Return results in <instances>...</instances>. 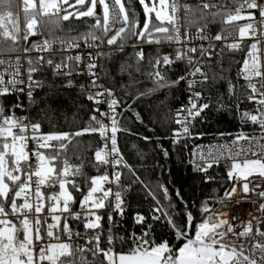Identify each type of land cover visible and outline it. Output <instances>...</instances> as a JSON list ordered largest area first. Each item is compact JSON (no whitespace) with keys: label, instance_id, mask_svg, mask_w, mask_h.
Listing matches in <instances>:
<instances>
[{"label":"snow or ice","instance_id":"obj_1","mask_svg":"<svg viewBox=\"0 0 264 264\" xmlns=\"http://www.w3.org/2000/svg\"><path fill=\"white\" fill-rule=\"evenodd\" d=\"M15 3L17 0H0V97L24 93L29 104L34 105L37 103L34 93L46 86V80L36 79V74L43 72L45 65L51 69L53 77H71L74 73L81 74L79 66L85 63L90 81L87 87L81 86V93L96 107L92 109L93 115L89 118L88 127L75 132L44 134L40 131L39 122L33 123L27 116L16 115L15 109H23V103L13 105L11 109L0 104V264H97L99 257L103 258L99 260V264H264V228L261 227L264 225V203L258 205L257 211L260 215L243 223L239 235H236L235 229L241 225L232 223L236 217L223 218L228 216L223 210L228 207L224 202L231 200L237 192L236 183L224 192L223 197H217V202L222 205L220 209L209 208L207 202L201 204L199 222H195L193 213L187 209L186 220L177 223L173 214L165 208H153L152 220L165 222L176 239L183 241L177 249L167 241L156 243L154 237L150 240L152 225H148L140 235L133 233L130 237H123L114 233L115 220L112 213H119L121 216L124 214L122 191L131 187L130 184H122L123 173L119 169L126 168L132 176L136 175L117 145V133L125 130L117 119L122 115L118 109H131V105L125 104L117 97L114 88L103 83L97 71L100 65L93 62L91 54L87 62L80 55L63 56L59 62L55 60L54 54L35 57L28 55L33 51L52 52L57 43L61 52L79 48L80 40H84L85 46L89 48H98L106 41L109 46L117 45L121 50L124 42L133 37L141 42L147 40L148 43L158 45H183L175 49L174 58L163 55L155 57L154 62L149 60L152 70L148 72L142 70L144 53L141 50L136 54V63L121 65L112 79L115 81L116 76H127V83L122 84L121 88L128 100L133 102L147 98L160 89L173 88L181 82L186 84L188 104L175 113V123L179 128L173 130V143H179L186 136H191L190 127L193 122L197 118L204 119L202 113L210 107V102H201L205 100L206 87L227 79L228 92L236 98L235 107L240 113L241 122L250 121L257 125L258 132L254 135L241 132L229 145H216L209 148L207 153H198L199 161L203 163H196L193 167L198 172H207L221 159L230 160L228 179L235 182L245 181L241 185L245 197L251 192L264 200V188L259 183L256 188H261L260 191L249 187L252 183L249 177L264 178V61L259 55L260 41L256 40L249 46L237 70V78L246 81V88L250 90L243 91L245 86H240L244 99L256 105L253 111L241 112L240 104L244 99L237 95V85L225 77L222 60L219 62V71L211 63L213 56L217 54L216 46L211 41H225L224 48L240 51L245 37H253L257 31L264 36V0H225L224 3L219 0H198L196 4L181 0H158V6L156 0H152L151 4L146 0H139L145 16L142 28L123 0H74L71 4L69 0H23V28L20 27L19 13L13 10ZM65 5L75 11L68 12ZM77 5L81 7L77 8ZM98 6L103 12L102 20L97 13ZM181 10L183 17L178 15ZM245 10L258 11L260 19L256 20L254 11L245 15ZM153 13L155 21L159 23L152 19ZM70 16L76 19L95 17L93 30L74 37L57 36L51 40L45 39L42 44L25 47L23 58L19 55L13 58L10 55L19 51L17 45L22 32V38L27 42L29 36L41 34L38 25L42 23L54 24L62 31L61 21H68ZM43 17H48V20L42 21L40 18ZM181 19L184 21L183 25L180 23ZM243 19L253 22L242 26L234 24ZM217 22L233 27H221L219 33L214 37L210 36L209 25ZM256 24L260 25L259 29ZM181 27H184L183 36ZM192 27L196 28L195 39L208 41L207 46L191 45ZM236 29L239 41L227 43ZM8 41L11 43L7 44ZM96 41L100 43L97 44ZM223 54L221 48L219 55L223 57ZM5 55H8L7 59L4 58ZM177 62H183L186 71L174 80L169 79L166 70L162 71L161 67ZM137 73L146 76L153 86L141 90ZM47 86L54 94L56 85ZM63 86L72 87V80H68ZM101 104H107V112L101 110ZM224 107V104H218V110ZM134 114L140 119L139 113ZM101 117L110 121V124H106ZM93 133L99 134L103 146L95 150L92 166L97 171L108 167L112 171L109 173L105 170L103 174L88 178V191L79 201L81 211L73 212L72 205L77 201L71 189L82 193L83 189L70 177L83 175V161L80 165L70 163L67 155L68 143L75 137ZM29 142L35 145L34 149H29ZM42 149L49 151H41ZM113 184L117 190L106 187ZM68 185H71V189ZM57 186L58 191L55 190ZM160 187L163 188L162 185ZM45 189L52 191L46 192ZM148 191L159 205L160 201L152 190L149 188ZM164 192L167 197L166 188ZM109 207L112 212L107 216L109 227L105 236L102 224L104 217L100 210ZM167 207L171 208L173 205L169 203ZM45 212L50 215L52 223H47V217L43 215ZM82 217L85 230L83 234L74 232L70 224V220H81ZM134 219L137 225L143 226L146 223L143 215L137 214ZM194 224L195 233L190 235ZM46 238L48 242L44 243ZM105 239L108 247L103 246ZM126 239L131 240L128 251L117 252V241L123 242ZM80 240L84 242L79 243Z\"/></svg>","mask_w":264,"mask_h":264},{"label":"trees","instance_id":"obj_2","mask_svg":"<svg viewBox=\"0 0 264 264\" xmlns=\"http://www.w3.org/2000/svg\"><path fill=\"white\" fill-rule=\"evenodd\" d=\"M130 13H134L135 18L139 21L142 28L145 20L144 10L139 0H123ZM224 3L225 0H219ZM187 3L196 4L198 0H188ZM18 4L13 5V10L18 13ZM230 7H233L229 4ZM66 7V6H64ZM67 8V7H66ZM68 12H73L67 8ZM25 13L21 11V20ZM47 21L48 17L40 18ZM155 21V15L152 14ZM25 21H23L24 23ZM159 23V21H155ZM63 30L57 29L54 24L42 23L38 25L40 33L30 36L28 45L33 46L45 39H53L57 36L74 37L82 33L92 31V25L95 24V17H81L76 19L70 16L68 21H61ZM170 27V25H169ZM221 27L232 28L233 25H222L220 22L209 25V30L213 33H219ZM196 28L192 27L191 31ZM237 32V29L234 33ZM51 33V34H50ZM99 34V33H98ZM110 34V33H109ZM160 35V34H157ZM10 44L11 42H6ZM124 49L103 51L99 55L97 64L100 68L97 70L103 83L115 89L116 95L125 104H130L131 109L120 107V126L122 131L118 132V144L124 160L134 170L136 175L132 176L128 169L122 168V184L131 185L127 191H122L124 200V214L118 213V222L114 229L118 236L130 237L133 232L140 230V226L135 223L137 214L146 217V222L152 225L151 240L155 238L156 243L163 241L177 249L183 241H178L171 229L162 221H153V208L163 207L171 212L177 221L181 223L186 220V209L190 210L195 222L201 220L200 206L207 202L209 208L217 201V197L223 195L227 187L231 186L232 181L228 179V169L231 163L213 164L207 172H198L194 169L193 164L189 161L188 148L195 141H218L229 137H237L241 132L249 135L256 132L257 128L249 121L241 122L240 113L236 110V98L229 95L228 80H221L215 84L206 87L203 102H210V107L202 113L203 120L197 118L192 124L191 138L181 139L179 143H173V130L177 129L175 123V113L183 99L182 84L173 88H164L155 92L153 95L143 98L140 101H131L124 94L121 88L122 84L127 83V76H116L113 81L112 76L118 73L121 65L135 64L137 52L143 50L144 60L141 62L142 70L148 72L152 70L149 60L154 62L157 56L169 55L171 48L163 45H148L147 40L143 42L136 38H130L124 42ZM249 48V43L245 42L240 51L223 50V57L219 55L221 49L215 48L219 52L213 56L212 65L216 71H219V62L222 60L224 75L230 78L237 85V95L244 99L241 85L245 88L243 91H250L246 88L247 82L237 78V70L241 66L242 60ZM63 56L54 55L55 60ZM239 62V63H238ZM185 68L183 62H177L171 66H162L161 70L167 72L169 79H176L181 75ZM108 73L110 75H106ZM137 79L141 81L139 85L141 90L151 88L152 82L144 75L136 74ZM39 79L46 80V86L35 93L37 103L30 106L29 115L32 122H39L44 134L75 132L88 127L89 118L93 115L92 109L96 106L86 96L81 93L80 81L77 74L71 77H53L52 71L45 65L43 72L38 73ZM68 80H72V87H64ZM56 85L55 93L49 91L47 85ZM134 91V90H133ZM10 99L11 97H6ZM218 104H224L222 110H218ZM254 103H249L246 99L240 104V110L252 111ZM134 113H139L140 119ZM99 116V113H96ZM147 137L148 139H145ZM56 143V142H53ZM67 143V142H65ZM101 147V141L98 133L84 134L75 137L71 143H68L67 155L70 163L80 165L83 161L81 171L82 176L70 177L75 179L83 189L82 192L72 190L76 200L86 194L90 185L89 177L103 174L104 169L97 171L92 166L94 163V152ZM44 151H49L44 149ZM167 152V155H165ZM137 177L139 178L137 180ZM211 177V179H208ZM135 181V183H133ZM163 186L160 187V186ZM151 189L156 198L153 199L148 189ZM167 189V197L164 189ZM58 191V186L55 189ZM51 192V189H45ZM171 203L173 207L167 206ZM102 224L107 235L109 221L107 216L103 215ZM72 228H77L84 232L83 225L70 220ZM195 233V224L193 225L190 235ZM118 249L128 250L131 246V240L117 241ZM99 264V260L97 261Z\"/></svg>","mask_w":264,"mask_h":264},{"label":"built area","instance_id":"obj_3","mask_svg":"<svg viewBox=\"0 0 264 264\" xmlns=\"http://www.w3.org/2000/svg\"><path fill=\"white\" fill-rule=\"evenodd\" d=\"M109 2H111V0H109ZM181 2H188V0H181ZM18 8H19L20 14H21V11H23L22 10L23 9V0H19ZM117 11H118V9H117ZM249 11H254V10H245L244 14L246 15L247 12H249ZM97 13H98L99 17L102 20L103 12H102V10L100 8H97ZM178 15L183 17V10H181L178 13ZM254 15H255L256 20L258 21L260 19L259 12L258 11H254ZM250 22H253V21H250L248 19H243V20H239V21L234 22V24L242 26V25L250 23ZM24 23L21 20V16H20V27L21 28L24 27ZM180 23H181V25L184 24L183 19H181ZM255 26H256L257 29L260 28L259 24H256ZM117 27H119V25H117ZM183 33H184V27H181V35L182 36H183ZM112 34L113 33H110L109 35H112ZM190 34L193 37V39L191 41V45L192 46L199 47L201 44H204L205 46H207V44L209 43L208 41H201V40L195 39L196 34H197L196 30L195 31H191ZM208 34L210 36L214 37L217 33H213V32H211L209 30ZM22 36H23V32L21 33V39H20V41H19V43L17 45L19 51L17 53L10 54L13 58L16 55H19L21 58H23L25 56L24 48L25 47H32V46L28 45V41L25 42L23 40ZM59 37H62V36H59ZM256 40L260 41V44L258 45V47L261 49L259 55H260L262 61H264V36L260 35L259 31H257V34L255 36H253V37H245V39L241 42V46L245 42H248L249 46H250ZM234 41H239L238 29H237V32L233 33V36L229 38L227 43H232ZM42 43H43V41L42 42H38L36 44H42ZM96 43L99 44L100 42L96 41ZM211 43H213L219 49L223 48V50H228L227 48L223 47V45L226 43L225 41H215V40H213V41H211ZM79 44L81 45L79 48H72V49H68L67 51L61 52V51H59L60 45L57 43V44H55L53 46L52 52L37 53V52L33 51V52L28 53V55L33 56V57H35L37 55H41V54H43L45 56H49V55H53V54L54 55H61V56L80 55L82 57V60L84 62H87L89 60V54H91V56L93 57V62L97 63V60H98V57H99L97 55V53H102L103 51H107V50L120 49L117 45L109 46L106 43V41L103 44H101L100 47H98V48L97 47H93V48L86 47L84 40H80ZM147 44L148 45H157L155 43H148V42H147ZM162 44L171 48L169 56L173 57V58L175 56V49L178 48V47H182L183 46V45L169 44V43H162ZM124 48H125V46L123 47V49ZM139 51H140V49L138 50V52ZM218 52H219V50L217 51V53ZM4 58L7 59L8 55H5ZM59 61H60V59L57 60V62H59ZM22 63H23V59H22ZM25 67H26V64H25ZM79 69H80L81 74H77V76H78V79L80 81V88H81L82 85L87 87L88 84H89L90 78H89V76L87 74L85 63H81L80 66H79ZM185 71H186V67L184 68V70L181 73V75H183L185 73ZM36 79H39L38 74H36ZM181 84H182V87H183V99H182V102H181L178 110H181L183 108V106L188 104V96H189V94H188V92L186 90V84L184 82H181ZM38 90L39 89H37L36 92ZM197 90H199V88ZM35 93H34V96H35ZM9 96L11 98L7 99L6 97H9ZM17 97H19V99ZM17 103H23L24 107H23V109L16 108L15 109L16 115H18V116H27L30 119L29 109H30L31 105L29 104L28 98H27V96L24 93H14V94H11V95H6V96H3V97H0V104H3L6 109H11V107L13 105L17 104ZM99 107L101 108L102 111H105V112L108 111L107 104H101ZM255 107H256V105L254 104L253 110L255 109ZM101 119H104L106 124H110V121H108L107 119L102 118V117H101ZM117 119L119 120V123H120V116H118ZM27 122L28 121H25V123H27ZM33 123H35V122H33ZM254 126L257 128L256 132L251 133L249 135L257 134L258 126L257 125H254ZM177 128H179V125H177ZM191 128H192V125L190 127V131H191ZM40 131H41V133H43L42 129H40ZM185 138L189 139V138H191V136H186ZM235 138L236 137H229V138L221 139V140H218V141H195V142H192L190 147L188 148V156H189L190 163L193 164V165L196 164V163H203V161H199L198 153H201V152L207 153L209 148H212L213 146H216V145H229V144L232 143V141ZM241 143H246V142L241 141ZM117 145H118V148H119L118 133H117ZM102 146H103V142L101 141V147ZM109 147H110V144H109ZM34 148H35V145L33 143L29 142V149L31 150V149H34ZM119 150H120V148H119ZM41 151H44V149H42ZM120 153H121V151H120ZM33 162H35V158L34 157H33ZM219 163H231V161L227 160V159H221L218 163H214V164H219ZM103 169H104V171L107 170L109 173H111V171H112V169L110 167H108L107 169H105V168H103ZM119 170L122 172V168L119 169ZM249 180L252 181V183H250V185H249L250 188L255 189L256 191H260L261 188H256V184L257 183H259L262 186V188H264V178H261L259 176H251V177H249ZM244 182L245 181H240V182L232 181L231 186L229 187V189L233 186L234 183H236L237 192L234 194V196L232 197L231 200H226L224 202L225 204L228 205V207L223 209V210L228 213V216H225L223 218L228 219V218L234 216V217H236V220L232 221V223L241 225L239 227H236V229H235L236 235H239L242 232L243 223H246L247 221L251 220L252 217H254V216H259L260 215V213L257 211V208H258L259 203H264V200H261L258 196L252 194L251 192L248 194L247 197H245V194L242 191V187H241V185ZM106 187H112L114 190H117L116 186L114 184L113 185H106ZM223 195H224V193H223ZM223 195H221L220 197H223ZM81 199H82V197H80L78 200L75 199L77 202L72 205V211L73 212H80L81 211L80 206H79V201ZM112 199L114 200V197ZM237 201H239V202H237ZM253 202H255V203H253ZM221 207H222V205L216 201L210 208L220 209ZM100 211H101L102 215L105 214L106 216H108V213L112 212V208L109 207L107 209L100 210ZM112 214L114 216L115 225H116V223L118 222V219H117L118 218V216H117L118 213L113 212ZM43 215L47 217V223H52L49 214H47L45 212V214H43ZM64 215H67V214H64ZM72 221H75V222L80 223V224L83 225V222H82L83 221V217L81 218V220H72ZM253 224L255 225V221H253ZM148 225H150V223H148V222H146L143 226L139 225L140 226V230L137 231V232H133V233H136L137 235L142 234L143 231L147 228ZM45 227H46V225H45ZM261 227L264 228V225H262ZM72 229H73L74 232L75 231H79L82 234L84 233V232L80 231L77 228H72ZM113 232L115 233L114 227H113ZM65 239H66V237H65ZM257 239H259V237H257ZM47 242H48V240L46 238L44 243H47ZM83 242H84L83 240L79 241V243H83ZM103 246L104 247H108L106 239L104 241V245ZM38 248H39V245H37V250H38ZM115 250L117 252L119 250L118 249V243H116V245H115ZM102 259H103L102 257L98 258V260H102Z\"/></svg>","mask_w":264,"mask_h":264},{"label":"rangeland","instance_id":"obj_4","mask_svg":"<svg viewBox=\"0 0 264 264\" xmlns=\"http://www.w3.org/2000/svg\"><path fill=\"white\" fill-rule=\"evenodd\" d=\"M146 2L147 3H149V4H151L152 3V0H146ZM69 3L71 4V3H74V0H69ZM156 3H157V6H158V0H156ZM68 9L70 8V7H68L67 5H65ZM77 8H80L81 6H79V5H77L76 6ZM143 7V6H142ZM97 8H100L99 6L97 7ZM71 9V11H75V9H73V8H70ZM101 9V8H100ZM102 10V9H101ZM18 13H19V23H20V10H19V8H18ZM154 14V13H153ZM155 15V14H154ZM23 21H25V15L23 16ZM9 27H11V25L9 26ZM119 251H125V252H127L128 250H122V249H119L118 250V252Z\"/></svg>","mask_w":264,"mask_h":264},{"label":"water","instance_id":"obj_5","mask_svg":"<svg viewBox=\"0 0 264 264\" xmlns=\"http://www.w3.org/2000/svg\"><path fill=\"white\" fill-rule=\"evenodd\" d=\"M228 189H229V187L226 188V190H228ZM226 190H225V191H226Z\"/></svg>","mask_w":264,"mask_h":264}]
</instances>
